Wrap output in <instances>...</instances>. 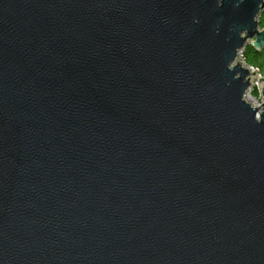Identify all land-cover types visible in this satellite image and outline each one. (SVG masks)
<instances>
[{
	"label": "water",
	"instance_id": "95a60500",
	"mask_svg": "<svg viewBox=\"0 0 264 264\" xmlns=\"http://www.w3.org/2000/svg\"><path fill=\"white\" fill-rule=\"evenodd\" d=\"M263 14L0 0V264H264Z\"/></svg>",
	"mask_w": 264,
	"mask_h": 264
},
{
	"label": "trees",
	"instance_id": "16d2710c",
	"mask_svg": "<svg viewBox=\"0 0 264 264\" xmlns=\"http://www.w3.org/2000/svg\"><path fill=\"white\" fill-rule=\"evenodd\" d=\"M261 26H264V14L261 16ZM241 57L248 65L258 69L262 74L264 73V46L261 50H256L252 46L246 45L242 49ZM253 94L257 95L259 92L253 89Z\"/></svg>",
	"mask_w": 264,
	"mask_h": 264
},
{
	"label": "rangeland",
	"instance_id": "374dc122",
	"mask_svg": "<svg viewBox=\"0 0 264 264\" xmlns=\"http://www.w3.org/2000/svg\"><path fill=\"white\" fill-rule=\"evenodd\" d=\"M260 83L256 79L252 80V85L250 86V89L247 93V100L249 99L252 103H256L260 105L262 103V98L260 94L254 95L253 89H256L258 91ZM253 105V104H252Z\"/></svg>",
	"mask_w": 264,
	"mask_h": 264
},
{
	"label": "bare ground",
	"instance_id": "6f19581e",
	"mask_svg": "<svg viewBox=\"0 0 264 264\" xmlns=\"http://www.w3.org/2000/svg\"><path fill=\"white\" fill-rule=\"evenodd\" d=\"M240 56H241V53H240ZM242 58V57H241ZM246 63V62H245ZM247 64V63H246ZM248 65V64H247ZM248 66H250V65H248ZM250 68L252 69V70H257L258 71V69H256V68H254L253 66H250ZM264 75V73L262 74L261 72H259L258 71V74H257V76L259 77V76H263ZM254 79H256L257 80V78H254ZM258 81V80H257ZM248 101L251 103V104H253V106H255V107H259V105L258 104H256V103H252L249 99H248Z\"/></svg>",
	"mask_w": 264,
	"mask_h": 264
},
{
	"label": "built area",
	"instance_id": "2783aa9c",
	"mask_svg": "<svg viewBox=\"0 0 264 264\" xmlns=\"http://www.w3.org/2000/svg\"><path fill=\"white\" fill-rule=\"evenodd\" d=\"M259 92V91H258Z\"/></svg>",
	"mask_w": 264,
	"mask_h": 264
}]
</instances>
